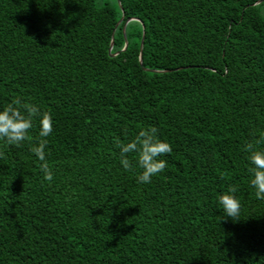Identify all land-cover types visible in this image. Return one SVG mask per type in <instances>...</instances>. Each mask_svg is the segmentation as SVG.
I'll return each instance as SVG.
<instances>
[{
	"label": "trees",
	"instance_id": "1",
	"mask_svg": "<svg viewBox=\"0 0 264 264\" xmlns=\"http://www.w3.org/2000/svg\"><path fill=\"white\" fill-rule=\"evenodd\" d=\"M14 99L52 117L53 180L35 121L0 140V264H264L244 151L264 135V0H0V110ZM150 126L172 151L140 183L116 142Z\"/></svg>",
	"mask_w": 264,
	"mask_h": 264
},
{
	"label": "clouds",
	"instance_id": "2",
	"mask_svg": "<svg viewBox=\"0 0 264 264\" xmlns=\"http://www.w3.org/2000/svg\"><path fill=\"white\" fill-rule=\"evenodd\" d=\"M34 121L39 129V142L33 144L31 152L41 162L40 170L45 181L53 180L52 170L46 160L45 149L47 137L51 134L52 117L48 112H42L36 105L22 103L14 99L6 107L0 110V140L9 145L19 147L22 142L29 140V132L34 127ZM158 128L150 126L142 129L130 142H116L120 150V164L126 171H132L134 166L128 158L129 154H135L136 167L141 169L137 176L138 182L150 183L153 176L161 173L167 167V162L158 157L170 154L172 147L158 137ZM264 143V135L254 142L246 143L244 151L248 153L247 160L250 167V186L255 190L258 200H264V151L257 150L255 145ZM2 155V153H0ZM238 187L231 185L226 193L219 196L218 202L226 217L236 219L240 215L241 204L235 197Z\"/></svg>",
	"mask_w": 264,
	"mask_h": 264
},
{
	"label": "water",
	"instance_id": "3",
	"mask_svg": "<svg viewBox=\"0 0 264 264\" xmlns=\"http://www.w3.org/2000/svg\"><path fill=\"white\" fill-rule=\"evenodd\" d=\"M258 3H260V2H258ZM258 3H257V4H258ZM142 45H143V43H142ZM113 47H114V45H113V43H112L110 51H112V48H113ZM127 47H128V43H127V41H126L125 49H126ZM125 49H124V50H125ZM112 56H114V55H112Z\"/></svg>",
	"mask_w": 264,
	"mask_h": 264
}]
</instances>
